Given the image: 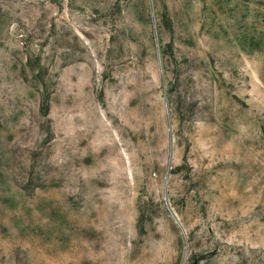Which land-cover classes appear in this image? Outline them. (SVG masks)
<instances>
[{"label": "rangeland", "instance_id": "1", "mask_svg": "<svg viewBox=\"0 0 264 264\" xmlns=\"http://www.w3.org/2000/svg\"><path fill=\"white\" fill-rule=\"evenodd\" d=\"M0 264H264V0H0Z\"/></svg>", "mask_w": 264, "mask_h": 264}, {"label": "water", "instance_id": "2", "mask_svg": "<svg viewBox=\"0 0 264 264\" xmlns=\"http://www.w3.org/2000/svg\"><path fill=\"white\" fill-rule=\"evenodd\" d=\"M167 206H168V209L170 210V212H171V214H172V216L176 219V216H175V214L172 212V210L170 209V207H169V204L167 203Z\"/></svg>", "mask_w": 264, "mask_h": 264}]
</instances>
